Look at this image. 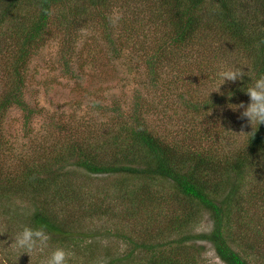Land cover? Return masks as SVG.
Listing matches in <instances>:
<instances>
[{"label": "trees", "instance_id": "obj_1", "mask_svg": "<svg viewBox=\"0 0 264 264\" xmlns=\"http://www.w3.org/2000/svg\"><path fill=\"white\" fill-rule=\"evenodd\" d=\"M117 1L0 0V26L11 20L14 27L10 34L12 50L8 48L11 51L9 65L5 68L9 82L0 96V157L5 150L16 155L4 133L10 111L23 112L24 128L30 134L38 111L31 108L24 97L28 69L43 46L54 38L53 29L76 32L86 23V18L81 16L89 15L91 9L103 20L109 17L112 21L116 10L112 5ZM139 2L143 7L146 2L151 16L156 17L157 28L164 32L158 49L152 47L148 52L140 49L149 70L148 85H160L164 62H170L174 69L179 68L178 62L172 60L174 55L182 62L194 60L196 70L203 72L200 66H203L202 61H207L204 55H211L216 44L242 56L249 67L250 77L245 76L243 81L235 83L226 82L207 102H191L189 127L195 126L206 110L235 105L237 99L249 100L242 89L251 82V77L255 79L264 73V0H153L152 8L147 0ZM110 24L105 27L106 37L113 46L122 32L130 37L127 31H133L135 23L125 21L124 29L116 33L109 30ZM132 39L134 44H139L138 39ZM126 50L123 45L120 49L113 47L117 59H121ZM215 54L222 55V51L214 52L216 59ZM64 64L66 68H73L71 59ZM217 67L207 75L213 76ZM67 73L72 72L67 70ZM213 79L216 87L219 81L214 76ZM228 92L233 93L230 99ZM145 105L140 92L127 106V111L122 104H107L105 111L113 116V127L94 143L73 138L65 147L66 152L52 156L51 164L38 161L33 166L21 165L20 174L10 173L0 164V221L6 222L5 234L11 235L14 229L21 231L25 226L43 227L50 236L49 247L65 248L72 253L69 263L76 264L101 263L102 260L104 264H206L199 241L210 243L225 264H264V238L259 237L264 234V220L261 221L264 211L258 215L259 220L248 214L251 205L264 210V125L254 136L248 134L252 132L249 131L241 144L221 142L224 131L221 126L217 129L219 138L208 127L199 130L205 136L196 134L188 142L177 141L171 133L161 132L147 121L150 110ZM95 108L102 107L95 104ZM80 170L90 175L116 177L117 191L122 195L116 194L112 207L115 200L122 205L130 197L132 214H136L146 196L150 201L146 208L150 220L144 221L143 224L148 223L141 229L152 226L151 213L154 208L162 207L161 203L168 206L166 210L169 208L166 224L151 233L153 225L144 234L145 238L137 236L135 231L130 235L121 232L117 234L120 238L114 239L124 244L126 250L101 256L97 253L100 238H93L96 234L86 230L84 224L88 217L81 213L84 204L89 202L81 198L84 186L74 182V175L69 179L70 173ZM251 180L263 182L262 188H249ZM16 199L27 204L28 210L18 209L19 213L13 214L7 205ZM157 202L159 205H155ZM75 206L81 210L71 213L70 208ZM179 207L185 208V213L179 214ZM202 210L210 214L213 226L208 233L195 234L190 229L197 224ZM168 233L170 236H165Z\"/></svg>", "mask_w": 264, "mask_h": 264}, {"label": "rangeland", "instance_id": "obj_2", "mask_svg": "<svg viewBox=\"0 0 264 264\" xmlns=\"http://www.w3.org/2000/svg\"><path fill=\"white\" fill-rule=\"evenodd\" d=\"M139 1L141 0L115 2L112 5L116 9L115 14L112 15V21L109 17L103 20L97 16L95 9H91L89 15L81 16V18H86V23H83L84 25L82 24L79 30L76 29V32L74 30V33L71 30L70 33H66L63 28L54 26V38L43 46V49L31 61L28 69L24 97L28 105L38 111L31 123L30 134L24 128L22 111L13 109L6 119L4 133L7 139L5 138V140L11 142L16 155L13 156L6 150L3 152L0 164L5 170L20 174L21 165L30 164L33 166L38 161L51 164L52 156L66 152L67 148L65 147H68V143L73 141V138L76 140L89 139L91 143L96 142L101 135L113 127L111 120L113 116L105 111V106L107 104H122L124 110L127 111V106L132 104L137 92L143 96L145 107L150 110L147 121L161 132L171 133L177 141L188 142L196 134L204 135L199 130L208 127L214 131L213 135L219 138L220 134H217V129L221 126L220 128L224 130L221 142L242 143L247 133L252 130L250 123L241 116L243 109L233 108L235 106H222L216 111L206 110L205 116L195 126L189 127L188 125L191 124L189 123V113L192 110L188 106L191 102H207L214 95V92L211 93L215 88L214 75H207L212 71V68L222 63L232 64L244 66L247 69L245 72H247L249 67L245 60L242 59V56L231 53L230 49L225 51L228 49L227 47L221 49L216 44L211 49V55L206 53L207 50L205 51L204 57L207 61H202L203 66H200L203 67V72L196 70L197 66L193 64L194 60L182 62L174 55L172 60L178 62L179 68L174 69L169 64L170 62H164L161 68L164 73L160 77L162 78L160 85L158 87L148 85L149 70L144 62L143 51L140 49L147 52V49L152 47L155 50L158 49L162 43L164 32H161V28L160 30L157 28L156 17L151 16L152 11L148 10L146 2L143 7ZM147 1L152 8L153 0ZM107 12H105L106 15ZM123 15L124 17L120 21ZM127 20L130 23H135L134 30L127 31L130 37L128 38L122 32V37L118 38L119 41L114 40L115 44L113 43L112 46L106 37V24L111 23L109 30L116 33L124 29L123 23ZM12 26L11 20L0 26V96L6 91L9 82L5 68L9 65L8 60L11 55L10 50H12L10 45L13 42L10 36L14 29ZM86 26L87 28H85ZM132 37L138 39V45L134 44ZM121 45L126 46L127 50L122 52L121 59H117L113 47L120 49ZM216 50L218 54L222 51V55L215 54L216 57L218 56L215 59L214 52ZM67 59H71L73 68H66L64 63ZM67 70H71L72 73H67ZM205 77H209V79ZM249 102V100L237 99L235 105L243 103L246 106ZM95 104L102 108L97 110ZM69 132H71L70 136ZM73 133L81 135V138L74 136ZM77 172L70 173L69 179L71 180V175H74V182L80 187L84 186L81 198L85 197L89 202L84 204L81 213L88 217L84 224L86 230L96 234L93 238H100L97 253L101 256L121 253L126 250L124 244H120L119 240L114 239L120 238L117 234L121 232L130 235L132 231H135L137 236L145 238L144 234L153 225L155 230L149 231L151 233L157 232L166 224L169 208L166 210L168 206L161 203L163 206L160 208L162 209L154 208L151 213L154 219L152 226L141 229L148 223L143 224L144 221L150 220L146 209L150 201L146 196L141 202L140 212L132 214L133 210L128 202L130 197L122 205L118 200H115V205L112 207L116 194L122 195L117 191L116 177L90 175L83 170ZM262 186L263 182L251 180L249 188L260 189ZM13 201L11 205H7V208L11 207L13 214L19 213L18 209L28 210L27 204L23 205V202L18 199ZM155 205H159V203L157 202ZM110 206L112 210L102 212ZM251 206L248 214L259 220L258 215H262L264 210L258 209L257 205ZM80 208L78 206L70 208L71 213L79 212ZM148 213L150 214V212ZM178 213H185V208L179 207ZM263 220L264 218L261 217V221ZM197 221V224L195 223L191 229L189 228L193 233L210 232L213 222L209 213L202 210ZM5 230L6 222L2 220V222L0 221V264H15L16 254L12 253L8 246L12 243L10 236L20 229H14L11 235H6ZM252 230L255 231L249 229V231ZM165 236L170 235L168 233ZM259 237L264 238V234ZM49 246L50 244L43 253L34 252L31 257L28 254L22 255L18 264H43L51 251L54 250ZM198 246L203 248L206 264H225L217 257L210 243L199 241ZM102 262L103 260L101 263L99 261L92 264H104Z\"/></svg>", "mask_w": 264, "mask_h": 264}, {"label": "clouds", "instance_id": "obj_3", "mask_svg": "<svg viewBox=\"0 0 264 264\" xmlns=\"http://www.w3.org/2000/svg\"><path fill=\"white\" fill-rule=\"evenodd\" d=\"M248 73L249 71H244V66L220 64L213 74L215 80L219 81V83L211 93L218 92L226 82L243 81L245 76L250 77ZM242 90L249 96L250 102L246 106L241 103L240 105H230V107L235 106L233 108L243 109L241 116L252 127V132L248 134L254 136L257 129L264 125V73L259 74L255 79L251 77V82ZM227 95L230 99L233 93L228 92ZM10 239L12 243L8 248L12 253L16 254L15 264H18L19 258L24 254H28L31 257L34 252L43 253L48 248L50 236L43 227L32 228L25 226L21 231L12 234ZM71 256L72 253L65 248L57 247L51 251L43 264H69Z\"/></svg>", "mask_w": 264, "mask_h": 264}]
</instances>
